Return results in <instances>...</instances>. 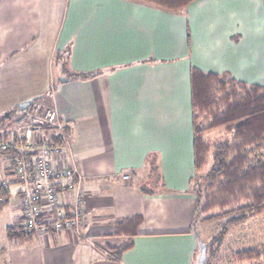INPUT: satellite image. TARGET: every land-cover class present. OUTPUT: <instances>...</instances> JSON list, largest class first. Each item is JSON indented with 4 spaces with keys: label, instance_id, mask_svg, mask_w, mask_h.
Here are the masks:
<instances>
[{
    "label": "crops",
    "instance_id": "crops-1",
    "mask_svg": "<svg viewBox=\"0 0 264 264\" xmlns=\"http://www.w3.org/2000/svg\"><path fill=\"white\" fill-rule=\"evenodd\" d=\"M199 2L180 13L130 0H0V115L33 96L56 108L85 211L82 238L23 234L13 165L0 156V264H194L190 71L235 78L252 67L237 18L220 40ZM137 215L134 236L113 235ZM126 243L117 258L108 249Z\"/></svg>",
    "mask_w": 264,
    "mask_h": 264
},
{
    "label": "trees",
    "instance_id": "trees-1",
    "mask_svg": "<svg viewBox=\"0 0 264 264\" xmlns=\"http://www.w3.org/2000/svg\"><path fill=\"white\" fill-rule=\"evenodd\" d=\"M130 1L178 11L197 0ZM228 75L227 72L218 74L198 67H192L190 71L194 176L202 170L207 158H212V164L204 176L206 184L199 183V188L192 191L196 206L195 229L198 215L214 209L218 213L202 217L201 220L227 217L226 224H237L264 210V160L252 162L250 159L251 153L264 148V86L249 84ZM20 112L15 110V113ZM14 117L11 112L1 114L0 130L7 123L10 124ZM217 130L230 133L231 140L210 144L204 135ZM8 132H1L0 140L10 137L11 132ZM0 156L13 165L10 151H0ZM140 223L139 215L116 222L113 235L131 238ZM129 246L130 243H126L123 247L108 249L117 258ZM258 255L259 252L250 250L239 252L237 257L240 260H253Z\"/></svg>",
    "mask_w": 264,
    "mask_h": 264
},
{
    "label": "built area",
    "instance_id": "built-area-1",
    "mask_svg": "<svg viewBox=\"0 0 264 264\" xmlns=\"http://www.w3.org/2000/svg\"><path fill=\"white\" fill-rule=\"evenodd\" d=\"M14 118L10 137L0 140V151L13 156L11 173L18 185L24 231H68L84 237L83 176L75 165L63 162L69 134L56 108L32 102ZM121 178L128 180V171ZM61 193L69 194L68 204H62Z\"/></svg>",
    "mask_w": 264,
    "mask_h": 264
},
{
    "label": "rangeland",
    "instance_id": "rangeland-1",
    "mask_svg": "<svg viewBox=\"0 0 264 264\" xmlns=\"http://www.w3.org/2000/svg\"><path fill=\"white\" fill-rule=\"evenodd\" d=\"M199 1L203 2V7H206L205 11L210 13V18L214 21L209 29L214 28V34L215 36L218 35L220 40L222 36H219V33L221 34L223 26L225 25L224 22L227 20V25H229L233 22L232 20L234 18H237V31H240V34H242L241 46L243 47L244 58L248 57L250 59V65L252 67H244V73L242 74L240 71L236 72L237 76L235 78L244 80L249 84L257 83L264 86V0ZM178 11L182 13L186 11V8ZM235 35L234 38L237 39L239 35ZM58 59L60 60L58 64L62 68V61H64L65 55L57 56L56 60L58 61ZM228 77L232 76L229 74ZM40 99L41 97L33 102L40 104ZM17 116H19L18 113L15 114V117ZM14 119L11 120L10 124L7 123L0 132H11ZM204 136L210 144L231 140V134L224 130L212 131L206 133ZM250 159L252 162L257 159L264 160V148L251 153ZM211 164L212 158L208 157L202 170L196 173L195 176L194 170H191L188 177V184L191 178L193 180L187 185L190 192L195 191L197 187L199 188V183L206 184L207 181L204 179V176ZM154 169L150 171V180H155L157 177L160 178L158 170L155 167ZM147 187L151 186L148 185ZM215 213H218L217 209L206 214H200L196 221V230L200 238L202 241L208 243L207 264H264V210L259 215H252L237 224H226L227 217H213L207 220H201L202 217ZM250 250L259 252V257L253 260H240L237 257L239 252ZM196 256L197 250L195 259Z\"/></svg>",
    "mask_w": 264,
    "mask_h": 264
},
{
    "label": "water",
    "instance_id": "water-1",
    "mask_svg": "<svg viewBox=\"0 0 264 264\" xmlns=\"http://www.w3.org/2000/svg\"><path fill=\"white\" fill-rule=\"evenodd\" d=\"M67 80L65 77H61L60 81H65ZM38 96H33L29 97L17 104V108L19 111L25 110L34 100H36ZM194 235L196 238V244H197V256L195 259L194 264H206V259H207V244L206 242L202 241L200 238L199 233L197 230L194 228Z\"/></svg>",
    "mask_w": 264,
    "mask_h": 264
}]
</instances>
